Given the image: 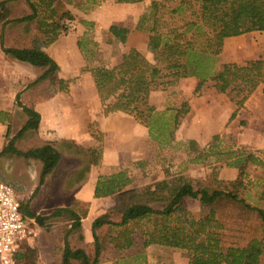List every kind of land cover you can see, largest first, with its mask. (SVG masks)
Here are the masks:
<instances>
[{"label":"trees","instance_id":"trees-1","mask_svg":"<svg viewBox=\"0 0 264 264\" xmlns=\"http://www.w3.org/2000/svg\"><path fill=\"white\" fill-rule=\"evenodd\" d=\"M31 12L16 18V22L33 21L35 33L24 45L5 46L3 51L23 63L41 69V75L32 84L51 81L59 91H68L71 80L60 76V65L43 48L44 41L54 42L69 32L77 15L69 7L74 4L84 13L102 5L106 0H26ZM135 3L143 0H124ZM8 0L0 1L3 12ZM87 26L93 22L82 20ZM136 29L148 34V44L156 48L155 60L135 52L115 66L91 65L98 59L99 43L87 31L77 44L86 65L81 72H90L97 89L103 114L124 112L132 115L148 129L151 139L166 148L173 144L171 133L188 110V103L178 107L157 110L150 102L155 87L168 89L182 79L194 77L200 91L212 82L238 106L264 84V56L244 63L222 62L225 39L253 31H264V0H152L140 15ZM110 32L121 41L126 35L111 26ZM99 61V60H98ZM27 120L16 136L5 145L1 154L11 153L43 163L39 185L46 177L59 175L61 152L51 142L38 140L37 145L19 149L18 137L37 132L41 114L20 103ZM10 113L0 111V121L9 120ZM12 130L9 125L8 133ZM220 136L207 148H200L195 140L186 142L189 161L209 162L211 173L205 179H193L185 174L166 171L165 178L152 185L133 187L127 170L111 175H100L95 197L116 195V205L93 222L94 241L91 255L84 248H73L70 234L81 229L86 212L71 206H58L49 214H38L30 201L21 202V210L29 219L45 227L53 218L65 217L71 226L65 229L61 244L55 250L54 263L58 264H150L147 248L151 245L180 249L188 264H264V151L249 147L224 149ZM92 164H99L101 146L86 150ZM214 159V161H212ZM238 169V177L221 188L218 174L223 166ZM252 167H261L257 185L262 187L255 200L247 180ZM200 202L198 219L188 215L187 198ZM103 228V229H101ZM208 236L205 244L199 235ZM82 238V235H81ZM24 249V250H23ZM18 257L20 264H38L36 249L23 246Z\"/></svg>","mask_w":264,"mask_h":264},{"label":"crops","instance_id":"crops-1","mask_svg":"<svg viewBox=\"0 0 264 264\" xmlns=\"http://www.w3.org/2000/svg\"><path fill=\"white\" fill-rule=\"evenodd\" d=\"M151 1L143 0L130 3L124 0H106L89 14H84L87 19L97 21L100 28L118 27V31L126 35L124 42L134 44L137 38L143 39V46L151 51L152 61H154L156 48L149 46L147 33L136 29L140 15ZM6 11H9V13L5 19L9 21L13 19L11 21L16 22V18L29 14L31 9L26 0H8ZM0 13H4L1 7ZM14 24L13 22L5 24L0 20V111L10 113L9 117H12L11 112L17 105V94L27 89L28 85L34 82L42 73L40 68L29 63L20 62L3 51L1 35L5 46H16L15 42H12L9 37L11 25L17 28L21 27L20 31L25 27L28 33H35V23L33 21ZM258 33H264V31H253L226 38L221 55L228 51L231 53L230 59L225 62L244 63L247 60L264 56V35L263 38L256 41L255 37ZM114 37L113 43L123 42L116 36ZM77 41L78 38L66 40L62 34L54 42L44 41L43 43V48L60 65V76L62 78L67 80L81 78H79L78 85H75L77 82L75 80L76 82L72 81L69 86V91L73 97L70 96V93L55 88L52 95L42 99L35 105H23L34 107L41 114L38 134L34 138L37 141L40 139L53 143L61 152V160L58 165L61 176L57 186L65 188L63 195L65 200H69V204L77 202L83 206L86 212L81 221V229L78 231L79 237L81 238L82 235V238L79 244L71 246L73 248H84L91 255V247L94 241L93 222L116 205V195L95 197V187L100 175H111L121 170H127L133 179L131 184L133 187L152 185L164 179L167 170L172 173L188 175L193 179H205L212 171L211 161L191 163L186 142L195 140L200 148H207L215 137H223L224 133L236 132L246 111H250L255 115L253 117L255 118L262 111L260 104L264 101V84L260 85L251 94L244 107L240 109L227 95L219 93L212 82H207L197 92L199 81L194 77L184 78L177 85L168 89L153 88L150 102L157 110L161 111L167 107H178L184 102L188 103L187 112L171 133L173 144L166 148V151L173 156L169 158L167 164H163L164 160L161 162L157 158L159 153L149 150L152 146L159 149V144L151 139L148 129L132 115L124 112L103 114L92 74L81 72L86 64H84L85 59L83 60L84 57L78 48ZM241 41L246 43L243 44ZM230 47L232 50H230ZM144 48L135 46V48H131L130 52L132 54L135 52L143 53ZM124 59L122 57L119 62L112 66L119 64ZM80 60H82V64ZM84 81L85 83L80 84ZM91 84L93 86H90ZM91 87V100H85V97L80 100L75 89L78 88L84 91ZM27 90L28 92L33 91L32 89ZM25 119L27 120L26 117ZM9 120L0 121V152L7 144V136L17 135V132L11 134L13 127ZM254 124L255 122L252 124L250 121L249 127L254 126ZM9 125L12 127L10 133H8ZM257 129V133L249 132L250 135L236 133L237 143L241 146L264 151V140L260 137L262 135L259 134V132L262 133V128L258 127ZM35 145L37 144H33L28 148ZM98 146H101L102 157L99 164L94 165L91 163L86 150ZM16 147L19 148L17 145ZM6 155L8 154L6 153ZM24 161L22 162L24 166H28V169L33 168L39 177L43 163L34 158H25ZM238 174L237 168L223 166L218 174L220 187L225 188L229 181L238 177ZM57 195H59L58 192ZM186 200L189 217L198 219L201 214L200 202L190 197ZM207 240L208 236L206 234L201 233L199 235V243L205 244ZM165 251L173 253L171 258L173 264H188V259L183 255L182 250L157 245H151L147 248L149 263L151 264L153 261V254ZM75 263L77 262L74 261ZM101 264H113V262L105 261Z\"/></svg>","mask_w":264,"mask_h":264},{"label":"rangeland","instance_id":"rangeland-1","mask_svg":"<svg viewBox=\"0 0 264 264\" xmlns=\"http://www.w3.org/2000/svg\"><path fill=\"white\" fill-rule=\"evenodd\" d=\"M76 1V0H75ZM117 3V2H116ZM69 7L74 12V14L77 15V18L70 24V30L64 35V39L66 40H72L79 38L82 36L87 29L90 31L91 37L93 39H96L99 42V54L98 59L96 61L91 62V65H100L104 64L106 66H112L113 64H116L119 62L120 59L129 57V55H132V52H130L131 48H135V46H140L144 48V40L143 39H136V42L133 44L130 42H117L113 43L114 40V34L109 31L107 27H99L97 21H94L93 19L91 22H93V27L90 28V26H87L82 22V20H88L85 17V14L83 11L79 10L78 7H76L74 4H70ZM92 11V10H91ZM91 11H89L87 14H89ZM9 11H5L4 13H0V20L3 23H10L13 22L15 24L19 22L11 21L13 19H10V21L5 19L7 17V14ZM24 13V12H23ZM16 16V15H15ZM14 16V17H15ZM14 24V25H15ZM20 27L19 25H17ZM9 31V37L12 42H15V45H24L28 36L31 33H28L27 30H25V27L20 31V28H17L15 26L10 27ZM264 33L257 34L255 37V40L258 41L259 39L263 38ZM241 43L245 44L246 42L241 41ZM9 44V43H7ZM11 46V45H8ZM230 50L231 47H230ZM130 52V53H129ZM144 55L152 60V53L149 49L144 48L143 51ZM230 51L226 52L224 55H219L218 62L219 64L222 62H225L226 60L230 59ZM82 58V57H81ZM84 60V58H83ZM99 60V61H98ZM81 64H82V60ZM84 64H86L84 60ZM61 75V70H60ZM82 75V74H81ZM80 78V77H79ZM79 78H75L74 80H71V82L75 81L78 85L80 82ZM85 83L82 82L80 84ZM71 84V83H70ZM69 84V86H70ZM87 84V83H86ZM90 86H93L92 84ZM55 86L52 84L51 81H43L38 84H32L30 83L27 87V89H32L33 91L28 92L27 89H25L23 92H21L20 96V103L26 104V105H35L37 102L41 101L42 99H46V97H49L52 95L55 91ZM27 90V92H26ZM57 90V89H56ZM76 95L80 100H82L83 97H85V100L90 99L92 96V87L90 89H86L82 91L81 89H75ZM69 91V89H68ZM67 93H70V91ZM65 92V91H64ZM70 96L73 97V95L70 93ZM262 106V111L255 117L250 111H246L244 117H242L238 129L236 132H230V133H224L223 137L220 136L221 142L220 146L224 149H233L236 147H245L241 146L237 143L236 140V133L237 134H247L250 135V133H257L258 127L262 128V133L259 132L262 136H260L264 140V101L260 104ZM181 106V105H180ZM12 117H10V122L13 127V130L11 131V134L18 133L21 129L22 125L25 123L27 118L26 113L22 109L21 106L18 104L15 106L13 111L11 112ZM252 122V124L255 122L254 126L249 127V122ZM252 129V130H251ZM250 130V131H249ZM250 132V133H249ZM38 131H30L26 134H24L22 137H18L15 141V144L20 149H27L29 146H32L33 144H37L38 141L34 138V136H37ZM12 137L7 136V142ZM157 143V142H156ZM187 146V145H186ZM167 148V147H166ZM166 148L156 149V147L152 146L149 148L151 152H158L159 155L157 158L161 160V162L164 160L163 164H167L169 158L173 155L166 151ZM263 151V150H262ZM1 154L0 155V178L3 180H6L7 182L11 183L17 192L18 198L20 202H27L30 201V207L33 211H35L38 214H49L52 212V210L58 206H65L69 205L71 206L73 202L69 204V200H65L64 198V189L57 186V182L61 176V171H59V175L57 177H53L52 175L47 176L45 183L43 185H39V177L34 172V169H28V166H24L22 162L24 161V157L18 156L16 154ZM214 161V159L212 160ZM34 167V166H33ZM212 169V165H211ZM30 170V171H29ZM263 170L261 167H252L250 170V174L247 180H251L252 183H249L250 187V193L252 194V197L256 200L258 198V193L262 191V187L260 185H257V176H260L262 174ZM257 177V178H256ZM226 187V186H225ZM57 192L59 195H57ZM48 202V203H47ZM76 204V208L79 211H85L83 206L79 205L77 202H74ZM264 203V201H263ZM264 205V204H263ZM53 206V208H51ZM48 225L45 227L39 226L35 220L30 221V226L32 228V235L30 239L27 240L26 246H29L33 249L37 250L38 253V264H55L54 263V254L57 246L61 244V238L64 234L65 229L71 226V221H69L65 217H59V218H53L48 221ZM78 231H73L69 236V241L71 245H77L79 244V241L81 238L79 237ZM24 250V249H23ZM173 256V253H169L167 251L165 252H157L153 254L152 256V263L151 264H173V261L171 260ZM187 258V257H186ZM188 259V258H187ZM77 262V261H75ZM58 264H62L59 262ZM78 264V263H75Z\"/></svg>","mask_w":264,"mask_h":264},{"label":"built area","instance_id":"built-area-1","mask_svg":"<svg viewBox=\"0 0 264 264\" xmlns=\"http://www.w3.org/2000/svg\"><path fill=\"white\" fill-rule=\"evenodd\" d=\"M15 187L0 178V264H20L19 253L33 231Z\"/></svg>","mask_w":264,"mask_h":264},{"label":"water","instance_id":"water-1","mask_svg":"<svg viewBox=\"0 0 264 264\" xmlns=\"http://www.w3.org/2000/svg\"><path fill=\"white\" fill-rule=\"evenodd\" d=\"M6 181V180H5Z\"/></svg>","mask_w":264,"mask_h":264}]
</instances>
